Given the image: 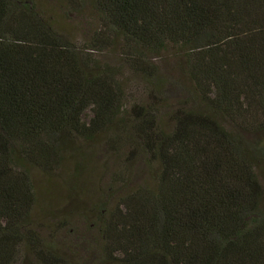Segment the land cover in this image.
<instances>
[{
    "label": "trees",
    "instance_id": "obj_1",
    "mask_svg": "<svg viewBox=\"0 0 264 264\" xmlns=\"http://www.w3.org/2000/svg\"><path fill=\"white\" fill-rule=\"evenodd\" d=\"M40 3L92 15L89 47ZM114 47L152 101L125 106L119 68L91 54ZM164 54L193 91L167 106ZM102 133L151 174L102 210L89 264H264V0H0V264L61 263L32 226V172Z\"/></svg>",
    "mask_w": 264,
    "mask_h": 264
},
{
    "label": "rangeland",
    "instance_id": "obj_2",
    "mask_svg": "<svg viewBox=\"0 0 264 264\" xmlns=\"http://www.w3.org/2000/svg\"><path fill=\"white\" fill-rule=\"evenodd\" d=\"M40 12L59 36L68 43L86 50L92 33L97 29L95 18L89 13L76 16L61 7L40 3ZM91 54L100 63L119 68L120 81L126 89V104L147 101L142 81L123 66L116 47ZM176 56L164 54L155 60L161 78L167 80L159 96L168 104L189 98L193 93L179 69ZM163 106V105H160ZM165 117L164 108L160 110ZM91 116L87 112L84 119ZM127 129V127H126ZM128 130V129H127ZM111 135L102 133L91 142L80 144L84 159L68 156L57 171L43 174L32 172L36 204L32 211V226L39 239L50 246V254L57 256L60 264H89L100 258L101 237L98 218L102 210L112 207L127 188L148 179L150 170L136 151L127 146L116 148L110 144ZM115 179L117 184H112ZM37 264L27 258L26 264Z\"/></svg>",
    "mask_w": 264,
    "mask_h": 264
}]
</instances>
